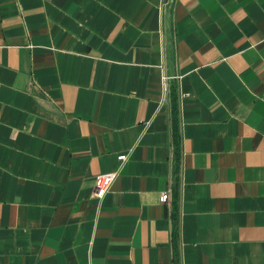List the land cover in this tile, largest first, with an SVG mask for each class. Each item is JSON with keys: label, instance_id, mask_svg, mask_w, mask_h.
Instances as JSON below:
<instances>
[{"label": "crops", "instance_id": "0c3cea01", "mask_svg": "<svg viewBox=\"0 0 264 264\" xmlns=\"http://www.w3.org/2000/svg\"><path fill=\"white\" fill-rule=\"evenodd\" d=\"M175 249L264 264V0H0V264Z\"/></svg>", "mask_w": 264, "mask_h": 264}, {"label": "built area", "instance_id": "2783aa9c", "mask_svg": "<svg viewBox=\"0 0 264 264\" xmlns=\"http://www.w3.org/2000/svg\"><path fill=\"white\" fill-rule=\"evenodd\" d=\"M164 78H166L164 76ZM128 157V154L126 152H121L116 155V158L119 162H124ZM118 171L112 170V171H106V172H100L95 175L94 177V191L93 195L96 198H101L110 188L113 180L117 176ZM169 191L165 190L160 193V199L162 202H166L169 199Z\"/></svg>", "mask_w": 264, "mask_h": 264}, {"label": "trees", "instance_id": "16d2710c", "mask_svg": "<svg viewBox=\"0 0 264 264\" xmlns=\"http://www.w3.org/2000/svg\"><path fill=\"white\" fill-rule=\"evenodd\" d=\"M174 138H175V141L177 142V140H178L177 131L174 132ZM176 154H177V148H176ZM174 221H175V217H174ZM174 233H176V229H174ZM173 253H174L173 254V264H179V255H178L176 249L174 250Z\"/></svg>", "mask_w": 264, "mask_h": 264}]
</instances>
